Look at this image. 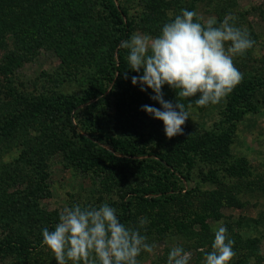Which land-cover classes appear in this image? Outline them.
Returning <instances> with one entry per match:
<instances>
[{"label":"rangeland","instance_id":"374dc122","mask_svg":"<svg viewBox=\"0 0 264 264\" xmlns=\"http://www.w3.org/2000/svg\"><path fill=\"white\" fill-rule=\"evenodd\" d=\"M113 2L132 24L126 40L134 33L158 36L182 9L217 25L234 15L255 41L234 57L243 80L215 105L196 106L198 95L191 108L181 100L189 120L184 134L171 139L163 122L142 110L161 105L150 99L151 89L131 83L142 71L129 65L123 83L114 86L115 76L103 97L77 107L68 121L66 101L103 81L115 52L103 2L0 0V264H56L42 229L54 230L65 206L108 203L118 215L123 198L131 201L126 226L156 245L140 254V264H167L173 244L191 253L189 264H201L219 226L234 241L230 264H264V0ZM122 51L127 62L128 50ZM162 91L176 103L175 90ZM95 127L143 146L148 160L168 158L179 179L176 198L155 203L156 192L133 193L155 188L154 177L137 163L103 162L87 149L81 138L98 144L90 133Z\"/></svg>","mask_w":264,"mask_h":264},{"label":"clouds","instance_id":"9594fccd","mask_svg":"<svg viewBox=\"0 0 264 264\" xmlns=\"http://www.w3.org/2000/svg\"><path fill=\"white\" fill-rule=\"evenodd\" d=\"M236 19L228 14L218 25L214 18L200 22L196 11L182 9L162 26L158 36L134 33L121 42L120 47L128 50L129 69L142 71L131 77V83L139 84L142 92L151 89L150 99L161 105H143L142 110L163 122L167 138L184 134L191 98L198 95L194 100L198 107L215 105L242 82L243 73L234 57L243 56L255 41L246 27L236 26ZM165 85L175 90L176 103L164 99ZM181 100L189 101L187 108ZM58 221L54 230L42 229V243L56 264H140V254H151L156 248L139 228L121 223L117 210L108 203L65 206ZM146 222L142 219L140 226ZM213 231L211 251L204 252L201 264H230L236 255L234 241L225 226ZM190 260L191 253L182 246H171L167 264H189Z\"/></svg>","mask_w":264,"mask_h":264},{"label":"trees","instance_id":"16d2710c","mask_svg":"<svg viewBox=\"0 0 264 264\" xmlns=\"http://www.w3.org/2000/svg\"><path fill=\"white\" fill-rule=\"evenodd\" d=\"M101 1L103 2L105 9L107 10L115 27V44L113 47L115 52L110 57V64L108 68L109 71L106 73L103 81L99 82L95 87H92L90 90L86 91L80 98L69 99L66 101V116L68 121H70V115L72 111L77 107L87 102L93 101L101 96L103 97L108 86L114 81L115 76L116 79L114 86H117L126 80V71L128 74V64L125 60L120 45L122 41L129 37L132 24L130 21L124 19L123 14L115 6L113 0ZM235 102L236 97H230L229 106L234 111H236L234 109V107H236ZM90 133L93 135L98 144H104L109 148V150H106L98 144H94L85 137H82L81 141L87 149H92L93 152L98 155V157L103 162L127 161L137 163L154 177L156 182L155 188L134 190L133 193H137L141 198H143L145 195H150L156 192L155 194L159 196L157 198L154 197L150 199V201L155 203L160 201L168 202L176 198L180 192V189L177 186L179 179L174 174V172H177L175 171V166L168 158L156 155V160H148L145 157L151 154H147L143 146L132 143L125 139L106 136L99 130L98 127H95V131ZM118 155L121 156V158H119ZM118 217L121 223L127 225L131 218L130 200H125V198L122 199Z\"/></svg>","mask_w":264,"mask_h":264}]
</instances>
